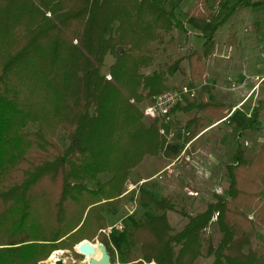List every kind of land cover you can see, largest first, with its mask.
<instances>
[{"label":"trees","instance_id":"1","mask_svg":"<svg viewBox=\"0 0 264 264\" xmlns=\"http://www.w3.org/2000/svg\"><path fill=\"white\" fill-rule=\"evenodd\" d=\"M242 1L219 0L225 14L208 40ZM213 9L196 0L187 13L209 18ZM181 26L161 0H0V264H41L59 249L81 260L75 246L85 239L104 243L114 261L104 214L120 204L130 169L146 155L173 161L185 142L232 110L202 94L177 103L175 112H195L176 150L168 147L170 124L162 121V133L160 117L145 121L139 104L174 88L167 75L180 68L177 59L144 72L155 59L149 43ZM110 54L114 61L104 72ZM263 101L253 107L249 127ZM103 173L110 178L101 180ZM226 174L225 197L193 214L172 196L139 185V200L153 209L130 227L121 261L194 264L216 212L222 236L217 246L209 244L211 264H264V252L252 246L264 226V142L248 157L240 140ZM169 210L188 218L176 232ZM89 218L90 232L82 231Z\"/></svg>","mask_w":264,"mask_h":264},{"label":"rangeland","instance_id":"2","mask_svg":"<svg viewBox=\"0 0 264 264\" xmlns=\"http://www.w3.org/2000/svg\"><path fill=\"white\" fill-rule=\"evenodd\" d=\"M195 1L183 0L180 7H175L176 11L174 12L178 19L185 22L189 28L190 36L188 34L184 35L176 27L171 32H163L162 38L149 43L155 59L150 66L143 68V71L150 73L158 67L167 69L169 65L180 59L179 70L173 75H167L171 86L179 87L187 84L195 87L199 95H204L208 100H221L225 102L228 108L240 100L242 91L247 95V99L239 103L232 110L230 117L219 125L211 127L213 122L211 119L208 120L207 124L212 123L206 125L207 130L206 127L201 129L206 133L197 140L198 144L193 142L194 150L197 148L204 149L206 153L195 154L192 162L178 161L170 167L169 163L154 177L143 180L141 178L148 177L164 166L167 161L171 162V159H167L163 155H146L136 167L130 169L125 184L127 190H129L122 196L131 192L121 199L115 210L104 214L105 225L121 221L125 226L123 229H117L109 233L111 244L115 250V260L110 259V264H127L120 259L123 245H128L127 233L140 217H145L152 212L153 205L149 208V203L139 200L137 190L139 185L142 186L141 184H143L144 188L151 190L156 196H172L177 203V207L184 206L187 212L193 214L203 210L208 201H216L225 197L229 184L226 165L235 160L238 142L242 141L248 157L256 153L264 142V101L258 109V121L249 127L253 120L251 115L254 111L253 107L260 104V99L264 98V64L261 65L259 62L264 56L256 54L257 49H264V10L252 6L250 8L252 10L251 17H253L251 19L254 20L255 17L259 21V28L256 27L257 24L255 26L251 21L248 23V27L244 28L242 26L240 29L243 35L239 34L235 38L233 37L234 34L223 28L214 37L216 46L206 50L204 43L208 40V34L219 17L203 18L196 15H187L185 9L192 7ZM173 2L175 4L176 0H169V3L165 5L166 8H172ZM230 45H233V47L231 52L227 53L226 48ZM123 47L125 46H121L119 49L123 50ZM247 50L249 51L246 52ZM113 61V55L110 54L106 57L103 67L104 72L108 71V65ZM151 102L152 100L146 99L139 104L147 123L151 120L145 115L144 108ZM194 112L195 110L175 113L171 123L174 135L168 142L169 148L175 150L178 148L173 144V141L178 142L179 139L183 138L184 132L187 130L185 123L194 115ZM203 115L206 116V114ZM28 129H34V125H30ZM57 139L61 146H67V134L64 130H60ZM210 152L214 156L211 162L207 160L212 158ZM198 155H201L199 157L202 158H197ZM100 178L101 180H107L110 178V174L103 173ZM249 213L253 217L257 215V212L253 210ZM167 214L174 228L173 232L180 230L188 221V218L180 212L169 210ZM216 215L218 213L215 212L212 222L203 230L201 254L195 259L194 264H211L214 261V254H208V247L209 244L217 246L222 236V232L216 223ZM91 225L92 221L89 218L82 231L90 232ZM98 242L96 239L94 243ZM263 243L264 226L260 225L252 239V246L263 253ZM133 250L139 253L138 247L133 248ZM58 255L64 258L68 264H90L89 257L86 255L81 260L75 259L68 250H63ZM41 264L53 263L48 258Z\"/></svg>","mask_w":264,"mask_h":264},{"label":"crops","instance_id":"3","mask_svg":"<svg viewBox=\"0 0 264 264\" xmlns=\"http://www.w3.org/2000/svg\"><path fill=\"white\" fill-rule=\"evenodd\" d=\"M163 3H164V5H166L167 3H169V0H161ZM173 1V0H172ZM206 1V5L207 6H213L214 7V9H213V14L211 15V16H217L216 18H218V20L216 21V22H218L223 16H224V14H225V10L221 7V3H219V0H205ZM231 1H232V3H231ZM228 0V2H229V4H234V3H238V1L239 0ZM182 2H183V0H176V3L174 4V2H173V7L172 8H170V9H168V10H173L174 12L176 11L175 9V7H180L181 6V4H182ZM196 2V1H195ZM200 4H202L201 2H200ZM194 5H195V3H194ZM193 5V6H194ZM193 6L192 7H189V8H186L185 9V12L187 13V11H189L191 8H193ZM251 6L252 7H256V8H263V9H261V10H264V0H243L241 3H239L238 4V6H237V8H236V10H235V12L232 14V16L221 26V27H219L218 29H217V31L215 32V34L212 36V38H210L209 40H208V43H204L205 45H204V48L207 50V49H209V48H212V47H214V46H216L215 44V40L216 39H214V37H215V35H216V33H219L220 31L219 30H221V29H223V28H225V30H228L229 32H231V34H234V38H235V36H238L239 34L242 36L243 34H242V32L240 31V29L242 28V26H244V28L247 26L248 27V23L249 22H253V24H255V26H256V24L258 25V26H256L257 28H259V21L258 20H256V18L254 17V20H252L251 18H253V17H251L252 16V10H250V8H251ZM187 7V6H186ZM165 8H166V6H165ZM167 9V8H166ZM219 12H221V14H219ZM187 15H190V14H187ZM263 19H264V17H263ZM181 20V19H180ZM182 21V20H181ZM236 23V24H235ZM238 25V26H237ZM176 28H179L180 29V32H182L184 35L185 34H188L189 35V28L186 26V24H185V22H183L182 21V26L181 27H176ZM184 29V30H182V29ZM224 30V31H225ZM211 31V30H210ZM251 31H252V28H251ZM210 33V32H209ZM201 35H203L202 33H201ZM204 35H206L207 36V34H205L204 33ZM209 35V34H208ZM190 36V35H189ZM232 47H233V45H230V47L228 46L227 48H226V51H227V53H229V52H231V49H232ZM249 50H247L246 52H248ZM256 54L258 55V54H261L262 56H264V49H257V52H256ZM259 62L261 63V65H262V63L264 64V58L262 57V59H260L259 60ZM259 63V64H260ZM259 64H258V66H259ZM244 83V82H243ZM240 92H241V90H240ZM242 94H241V98H240V100H238L234 105H233V108H232V110L237 106V105H239V103H241L242 101H246V99H247V95H245V92L244 91H242L241 92ZM232 110H229V112H228V114H227V116L225 117V119L224 120H227L229 117H230V114H231V112H232ZM177 112H180V111H176L175 113H177ZM192 117V116H191ZM224 120H222V121H217V122H214L213 124H211V127L212 126H217V125H219L220 123H222ZM209 124V123H208ZM206 127V126H205ZM206 130H207V127H206ZM201 131V130H200ZM206 133V131H204L203 132V134L201 135V136H199L195 141H194V144H196L197 143V140H199V138H201L204 134ZM169 142H170V140H169ZM182 142V141H181ZM180 139L178 140V142H176V141H173V144L174 145H176V146H179L180 145ZM198 144V143H197ZM197 147H199V146H197ZM194 149V148H193ZM211 154H212V158L211 159H207L209 162H211L212 160H213V158H214V156H213V153L212 152H210ZM197 154V153H196ZM195 155V154H194ZM199 156H201V155H198L197 156V158H202V157H199ZM165 157V156H164ZM167 158V157H166ZM167 159H169V158H167ZM170 162H168L167 161V163L164 165V163H162V165H164V166H162V167H160L159 169H157L156 171H154L152 174H150L148 177H145V178H141V180H143V179H149V178H151V177H154L155 175H156V173H158L159 171H161L162 169H164L168 164H169ZM210 169H211V167H210ZM129 190V189H128ZM128 190H126L124 193H126ZM131 192V191H130ZM129 192V193H130ZM129 193H127V194H129ZM127 194H125L123 197H125ZM110 225H113V224H108V226H110ZM115 230H117V229H115ZM114 230V231H115ZM108 234V233H107ZM100 242V241H99Z\"/></svg>","mask_w":264,"mask_h":264},{"label":"built area","instance_id":"4","mask_svg":"<svg viewBox=\"0 0 264 264\" xmlns=\"http://www.w3.org/2000/svg\"><path fill=\"white\" fill-rule=\"evenodd\" d=\"M110 77V76H109ZM199 99V93L195 87L189 86L187 84L181 85L179 87H174L167 89L161 93H159L157 96H155L154 100H152L151 103L147 104L144 108V113L145 115L151 120L154 121L158 117H160L162 120L160 121V124L162 123H167L170 124L172 123L175 115L174 107L177 103H186L188 101H195ZM160 131L162 133H165V130L161 124ZM190 131L186 130L184 132L185 135H189ZM203 133V131H199L198 134L188 140L187 142L184 143L183 147H180V153L179 155L170 162L169 167L174 164L175 162L178 161H185L187 163L192 162L194 159V154L199 153V154H205L206 151L204 149H196L193 150L191 153L188 151L193 148V142ZM174 135V131H171L169 135V139ZM217 218V215L215 216ZM124 224L123 222H115L113 225H110L107 229V233H111L113 229H123ZM143 264H156L154 261L150 262H144Z\"/></svg>","mask_w":264,"mask_h":264},{"label":"water","instance_id":"5","mask_svg":"<svg viewBox=\"0 0 264 264\" xmlns=\"http://www.w3.org/2000/svg\"><path fill=\"white\" fill-rule=\"evenodd\" d=\"M77 252L89 256L90 264H110V253L106 245L102 242L93 243L88 239L81 241L79 244L75 246ZM99 249L101 251L100 257H96V250ZM53 264H68L62 257H58Z\"/></svg>","mask_w":264,"mask_h":264},{"label":"bare ground","instance_id":"6","mask_svg":"<svg viewBox=\"0 0 264 264\" xmlns=\"http://www.w3.org/2000/svg\"><path fill=\"white\" fill-rule=\"evenodd\" d=\"M62 249L59 250H55L49 257V260L51 261V263H54V261L59 257L58 254L62 253ZM101 255V251L99 249L96 250L95 256L96 257H100ZM89 257V256H88Z\"/></svg>","mask_w":264,"mask_h":264}]
</instances>
